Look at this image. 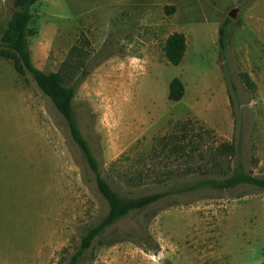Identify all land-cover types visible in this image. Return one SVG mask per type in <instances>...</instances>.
Returning <instances> with one entry per match:
<instances>
[{
	"label": "rangeland",
	"instance_id": "obj_1",
	"mask_svg": "<svg viewBox=\"0 0 264 264\" xmlns=\"http://www.w3.org/2000/svg\"><path fill=\"white\" fill-rule=\"evenodd\" d=\"M12 5L0 0V37ZM32 11L37 69L56 71L77 41L100 54L72 110L115 191L139 196L191 182L197 177L176 175L207 166L220 143L239 145L245 171L264 178V0H39ZM174 32L186 38L178 66L163 54ZM173 78L184 88L178 102L167 99ZM106 212L64 118L0 58V264H67L84 228ZM83 264H264V190L167 196L108 228Z\"/></svg>",
	"mask_w": 264,
	"mask_h": 264
},
{
	"label": "trees",
	"instance_id": "obj_2",
	"mask_svg": "<svg viewBox=\"0 0 264 264\" xmlns=\"http://www.w3.org/2000/svg\"><path fill=\"white\" fill-rule=\"evenodd\" d=\"M38 1L13 0V11L0 37V58L11 61L13 70L17 75L30 77L40 92L50 100L55 110L64 118L71 139L78 147L93 175L96 190L107 205L106 214L96 224L84 228L78 248L69 258L67 264H83V258L88 249L108 228L131 213L140 212L167 196L204 188L218 191L232 190L242 185L264 190V178L245 171L239 145L220 143L210 154L207 166L198 165L195 168H187L186 172L176 175L179 179H185L191 175L197 177L191 182L177 185L162 192L139 196L122 195L115 191L102 177L97 161L81 137L72 110V102L77 88L87 77L91 69V61L100 54L92 55L86 40L77 41L69 48L56 71L44 73L37 69L31 62L28 37L31 34L29 25L35 17L32 7ZM172 11L173 8H169L168 12ZM228 22L229 20L225 19L218 29V46L221 50L224 49L228 37L226 31ZM185 51L186 38L182 33L174 32L167 36L164 41L163 54L170 65L178 66ZM241 78L247 87L253 86L249 76L242 74ZM183 94L184 88L181 81L178 78H173L168 84V101L178 102L182 99ZM186 125L187 122L178 124L176 129L182 130ZM162 140L164 139L162 138ZM183 146L176 147L174 150L181 152L184 149ZM219 159L226 164L217 161ZM232 160L233 165H230L229 162ZM172 175L175 176L174 174H165L164 179L169 180L173 177ZM213 175L217 178L212 177Z\"/></svg>",
	"mask_w": 264,
	"mask_h": 264
},
{
	"label": "water",
	"instance_id": "obj_3",
	"mask_svg": "<svg viewBox=\"0 0 264 264\" xmlns=\"http://www.w3.org/2000/svg\"><path fill=\"white\" fill-rule=\"evenodd\" d=\"M234 15H235V12H234V10H232V11H230L229 13H228V17L230 18V19H233L234 18Z\"/></svg>",
	"mask_w": 264,
	"mask_h": 264
}]
</instances>
